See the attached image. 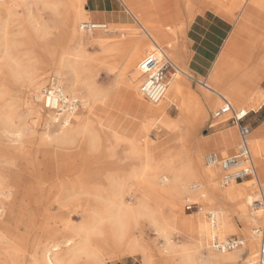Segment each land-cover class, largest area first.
Wrapping results in <instances>:
<instances>
[{
  "label": "rangeland",
  "instance_id": "rangeland-1",
  "mask_svg": "<svg viewBox=\"0 0 264 264\" xmlns=\"http://www.w3.org/2000/svg\"><path fill=\"white\" fill-rule=\"evenodd\" d=\"M132 1L137 4V8L145 7L143 6V3L146 0ZM154 1L158 5L166 0ZM182 2L185 5L187 13V18L184 23L187 25L188 30L191 28L185 42L182 37L179 38L180 48L182 49L183 44L185 43V45L188 46V52L191 50L187 57L188 59H186L188 73L190 76H185L183 84L190 87L193 91H196L199 95H202V92L206 89L198 82V80H205V84L212 86L211 78L208 79V77H205L209 69L210 59L213 58L215 53H217L219 49H222L225 45V40L232 30L233 24L235 27V22L237 19L241 18L244 9L258 8V11L262 14L264 13V0H256L254 3L250 4L248 0L246 1L244 9V0H200L201 3L198 4H196L195 0H182ZM73 4L74 0L0 1V38L3 37L2 34H4L3 30L5 29L7 30V37L9 38L6 46L3 45L2 40V42L0 41V75L6 73L7 61L12 56L19 58L22 63L29 68H32L36 62L39 63L46 60V63H48V72L46 74L45 83L49 77L55 75L63 89V92L68 95V97L74 99L77 98L82 101L83 107H81L78 112L82 113L84 116H89L93 122L98 124V126L101 124L100 127L107 130L111 136V139L106 141L104 144V152L108 155V159L103 163L97 162V158L100 154L98 149L87 150L85 147L80 148L79 146L71 144H68L67 147L64 146L59 148L50 146L46 153L47 155L45 156V153L39 149V146L35 147V156L37 157L36 162L40 163L41 166H43V163L49 167L48 174L42 178H47L51 181L54 180L55 174L53 170L56 169L57 165L62 166L58 177H65L69 175L67 173L72 172L74 167H78L79 172L83 173L96 172L99 170V166L101 165L105 168H102V170L114 171L116 173V177L120 178V180L118 179V182L123 186V197L127 204L130 203V205L134 208H138L140 201H144L145 204L148 201L146 205L149 210L148 212L143 213L146 216L141 217L143 214H140V218L138 217L139 215L137 217L133 216L134 218L131 217V221H134L133 225L136 227L135 231L138 233L139 231L142 232L144 239L143 242L153 253L152 263L156 264L181 263L179 261L180 257H176L175 261L169 259V257L165 254L160 253L166 246V240L159 234V232L156 231V227L153 224L154 220H157L159 224L166 227L167 233L173 237L176 243L180 246L188 247L192 257L198 261V264H203L202 262L205 261L207 254L213 249L210 246L212 235H219V232L214 230L207 240L202 241L197 221L198 215L202 212L211 214V208L225 210L229 215H231L230 218L233 226L235 227V231H231L221 237L224 238L230 235L243 237L245 239V244L237 250L241 252L242 255H248L250 253V260L247 257V259H242L236 264H255L258 258L259 242L252 234V227L255 223L262 219V209L261 211H257L256 209L254 210V206H251L253 220L247 222L233 211L229 202L216 200L215 202L210 203L205 201L203 204L199 201V198H196L194 194H191L190 200L183 198L178 211L176 212L178 218L176 219L170 204L175 198L174 194L163 192L161 195H155L149 190L147 178L142 175L138 176L139 172L141 173L144 170L143 167L146 164L150 165L151 163V166H153L152 171L157 172L158 176L161 178L164 176H170L174 173V171H181L184 173V176L191 180L190 185L200 183L203 184V178L189 169L188 161L191 159V155H193L195 151L194 145L197 141L214 136L221 127L227 128L234 125L232 121L228 120L230 115H224L221 118L213 117L214 112L224 104V99L219 98L217 94L211 93L213 99L219 98V105L217 107L210 106L211 108L208 106L206 117L201 121L198 120V116L194 111L189 112L187 121L181 122L180 126L177 127V130L175 129L176 131L174 132L165 127L161 129V127H159V122H157L155 125L150 127L149 138L153 142L152 146L143 144L142 141H140L138 142V151H132L128 142L132 138H136L139 130L146 123H148L145 116L136 109L140 104H146V101L136 96L135 108L131 104V99H134V93L130 88H126L123 81L124 66L127 65L130 59L135 55V48L133 47L134 44L128 46L127 49L122 52H119V50L103 51L104 49L100 46L99 42V33L96 32V30L103 31L100 33L102 37L107 36L110 40L112 38H118L122 42L133 43L136 39L141 40L145 38L151 46V52L156 45L144 31L139 22L128 12L126 14L121 12L117 15L115 20L108 19V21L113 24L132 23V29L125 31L123 35L120 34L119 30L114 31L112 28L108 32H105L104 30L109 29V26L106 28H97L92 31H82L80 29V25L89 20L87 18H79L76 21V33L71 38V33L67 28H65L63 23V12H65L66 9H69ZM189 4L192 5L191 9L188 8ZM122 8L126 10L123 5ZM56 11L59 12V14H56ZM231 11H234L232 19H230ZM90 20H92V18H90ZM195 21L198 23L192 26ZM253 22V25L258 27V29L263 28L264 16L261 14L257 16L254 15ZM180 26L172 27L178 28ZM36 28L40 29L37 31ZM148 30L150 31V29ZM241 35L250 37V33L245 28L242 30ZM44 43L47 45H55L57 47L58 56L61 55L60 52L66 51L64 57L68 59L73 66L67 67L63 72H61V74H57L56 72L53 73L54 66L42 46ZM63 48L65 50H61ZM222 53L228 58L230 50H221L219 55H222ZM177 54L180 56L179 52H177ZM207 55L211 56L209 57ZM97 58H99L98 61ZM172 59L174 60V58ZM193 59L204 60L207 62L203 65L205 69L203 74L200 73V69L198 67L190 65ZM233 63L235 64L229 63L228 65L229 72L226 75L228 79H231L233 84L237 82L240 86L243 85L249 87V84H245L246 82H249L251 83L250 85H252L249 89L247 88L246 90H241L245 97V101H238L234 97H231L230 95L217 89L216 90L222 93L229 100H234L233 106L237 109H239V106L248 100L251 94L262 93L261 97H259V109L264 101V91L259 90L263 89L264 78L258 77V74L254 72L253 69H251V73H239L243 70L241 64L236 63V60H234ZM179 64L184 67L182 63ZM75 74L79 80L78 87L76 90H72L70 87V81ZM171 76L172 75H170V79ZM259 80L262 81L260 82ZM14 85L17 95L19 96V102H16L15 108L16 113L20 116L26 111V107L21 104L20 100L25 97L24 99L28 102H33V99L32 95L28 94L27 87L23 80H19ZM43 85H41V87ZM89 96L93 97V106L91 109L89 108V103H86ZM0 97L1 102L8 99H6L5 93H1ZM36 102L42 116H40V120L37 122L36 130L38 131V134H41L45 131V121L49 117L48 114L51 111L45 108L43 101L37 100ZM84 104L87 106H84ZM257 110L250 111V114L246 119V122L252 123V129L264 126V108L261 107L258 111ZM24 114V119L36 118L35 115H28L26 112ZM167 114L172 123L174 122L173 124H175L176 121H179L180 116L182 115L181 111L177 108L176 103H173L168 107ZM95 116H98L99 118L97 117V119ZM53 117H55L54 114ZM55 121L56 119L53 120L54 132L60 128L62 122L56 123ZM214 121H216L215 125H218L221 122L223 124L220 126H214ZM235 129L237 135V127ZM231 131H233V129H231ZM258 135L264 142V129L259 132ZM239 140V135H237L236 142L232 143L230 147L227 148L233 150L228 151L223 155L236 154L238 152ZM214 150L219 151V148H207L201 154L196 153L201 159V165L203 168L207 163L205 156L210 151ZM251 150L257 169H259V164L252 146ZM4 165L6 173L11 174V179H14L16 176H21L23 171L31 173L35 171L31 165L21 160L13 166H9L7 164ZM134 172L137 173L134 174ZM219 176L221 175L218 173L215 177V185L217 189L224 190L226 186H222ZM254 176L255 175L252 174L235 183L240 184L249 178L255 180L256 189L252 191V194L259 193L261 196L256 199L260 200L264 197L262 196L263 193L260 190L259 183L256 182L257 180ZM163 180L164 179L161 181ZM68 181V191L63 196H60L57 201L56 197L53 196L44 197L45 191L41 185V181H37L34 184L35 187L39 188L41 197L18 198V200H15L16 204H13V206L11 205V208L9 200H1V219L4 218V221L18 228L20 233H25L26 231L29 232L31 249H35L37 246H42L45 242V228L48 224L53 226L55 224L61 225L63 220H68H61L58 218V208L63 211H70L75 205L78 206V208H80L79 213H81V215L72 218L71 221L75 223L81 222L80 220H85L87 216L91 217L94 214V211L97 210L99 196L94 190V188L97 187V184L91 186L85 184L82 187L76 182L77 179L73 176H70ZM261 184L264 189V182L261 181ZM203 190L206 191L205 186H203L202 193ZM199 193V197H204L201 192ZM207 196L208 195L205 197L207 198ZM144 197L149 199L143 200ZM188 201L200 202V208L198 210L187 209L186 204ZM76 206L75 208H77ZM207 206L211 208H208ZM201 207L203 208V211L201 210ZM27 208H29V216L19 218L21 211L22 213H25L27 212ZM11 209L13 210L12 214H10ZM152 213H154V215ZM182 218L186 219L188 224L184 225L180 223L179 220ZM207 218L211 222L210 218ZM247 238H251L255 242V246L253 245V247L250 248L249 240H247ZM121 257L122 258L112 259L105 256L104 262L101 264H116L119 262L148 264L142 260V256L140 255L133 256L125 254ZM32 260L33 259L31 258H24L22 255L17 254L7 239L0 238V264H33ZM80 262L83 263V259H81Z\"/></svg>",
  "mask_w": 264,
  "mask_h": 264
},
{
  "label": "bare ground",
  "instance_id": "bare-ground-1",
  "mask_svg": "<svg viewBox=\"0 0 264 264\" xmlns=\"http://www.w3.org/2000/svg\"><path fill=\"white\" fill-rule=\"evenodd\" d=\"M120 1L126 9H123L122 12L124 14L128 12L135 20H137L153 43L156 45L152 52L156 50L157 47L163 49L167 55L169 54L171 56L170 57L168 55L174 64V69H171L170 71V75L172 76L169 81V87L165 97L158 103H152L144 98L140 92L142 71L139 68V62L146 55L151 53V46L147 40L145 38L141 40L136 39L133 43L122 42L118 38H112L110 40V38L107 36H101L100 33L103 32L102 30H96V32L99 33V42L100 46L104 49L103 51L119 50V52H122L125 51L128 46L134 44L133 47L135 48V55L130 59L127 65L124 66L123 81L126 88H130L133 91L134 101L136 96L146 101V104H140L139 108L140 112L145 116L146 121L148 122L139 130L136 138H132L129 142L125 141L128 142L131 150L136 152L138 151V142L140 141H142L143 144L152 146L153 142L149 138L150 127L155 125L157 122H159V127H161V129L165 127L167 129H171L174 132L177 130V127L180 126L181 122L187 121L189 112L194 111L198 116V120L201 121L206 117L208 106L217 107L219 105V98L227 100L229 99L219 95V93H217L211 86L205 84V80H198V82L206 89L202 92V95H199L196 91H193L190 87L183 84L185 81V76L190 75L188 73V67H182L179 64L181 63L182 59L178 56L177 52L180 50L182 51V55L186 63V59H188L187 57L191 50L188 52V46H186L185 43L181 49L179 38L182 37L185 42V39L188 38L191 28L188 30L185 23L181 24V26L178 28L172 27L171 25H166V27L175 34L178 40L175 42L170 41V43H167L166 47L162 46L156 39L157 37L148 30H151L155 22L149 18L151 15H153L150 9L147 6L143 8H137V4L132 0ZM246 1L248 0H244L243 9L245 7ZM255 1L256 0H249V4L254 3ZM88 2V0H74V4L69 9H66L65 12H63V23L65 28H67L71 33V38L76 33V21L79 18H87L88 20L91 18L92 14L90 9L92 6L90 7ZM191 7L192 5L189 4L188 8L191 9ZM59 12L56 11V14H59ZM233 15L234 11H231L230 19L233 18ZM195 23L196 21L192 26H194ZM82 24L80 25V29ZM106 24L107 27L109 26V29L104 30L105 32H108L112 28L114 31L119 30L120 34L123 35L125 31L132 29V23L113 24L112 22L107 21ZM101 26V24H98V27ZM36 29L38 31L40 28ZM243 29L244 27L242 26L241 18L237 19L235 22V27L233 24V28L225 40V45L222 47V49H219V51L215 53L213 58L210 59L211 61L209 64V69L207 74L205 73V77H216L219 75L224 62L227 59L226 55L223 53L222 55H219L220 51L230 50V42L235 40L237 35L241 34ZM81 30L84 31L83 29ZM3 33V37L0 38V41L2 40L3 45L6 46L8 44L7 42L9 41V38L7 37V30H3ZM42 46L52 61L54 66V71L52 70L53 73L56 72L57 74H61L64 69L73 66V64H71L70 61L64 57L66 51L60 52L61 55L58 56L57 47L55 45H47L44 43ZM64 48L61 50H65ZM172 58H174V60ZM98 59L99 58H97V61ZM46 62V60L44 62H36L32 68H29L28 66H25L19 58L12 56L7 61L6 73L0 75V94L5 93L6 99L8 98L6 101L1 102L0 97V238L7 239L17 254L22 255L24 258L33 259V264H101L104 262L105 256L115 259L122 258L121 256H124L125 254H130L133 256L140 255L142 256V260L145 263L156 264L152 263L153 253L143 242L144 239L142 232H136V227L133 225L134 221H131V217H137L139 215L138 217L140 218V214L148 212L149 208L146 205L148 201L146 204L144 201H140L138 208H134L132 205H130V203L127 204L123 197V186L118 182V179L120 180V178L116 177V173L114 171L102 170L103 167L101 165L99 166V170L96 172L83 173L79 172L78 167H74L72 172L67 173L69 175H64L65 177H58L62 166L57 165L56 169L53 170L55 174L54 180L51 181L47 178H42L48 174L49 167L43 163V166H41L40 163L36 162L37 157L35 156V147L39 146V149L45 153V156L47 155L46 153L50 146L59 148L64 146L67 147L68 144H71L79 146L80 148L85 147L87 150L98 149L100 154L97 158V162L103 163L108 159V155L104 152V144L106 141L111 139L108 131L103 127H100V123V126H98V124L93 122L89 116H84L82 113L78 112V110L71 113H65V117L61 122L60 128H58V130L55 132L53 128V120H55V117H53L54 112L50 110L51 112L48 114L49 117L45 121V131L41 134H38L36 126L37 122L40 120L41 111L36 101H43L40 94V87L41 85L45 84V78L48 72V63ZM206 63L207 62L204 60L193 59L190 65L198 67L200 69V73L203 74L205 72L203 65ZM19 80L24 81V84L28 90V94L32 95L33 99V102H28L24 99V97L22 100H20V102L24 107H26V114L36 116L34 119H24L25 112L20 116H18L19 114L16 113L15 104L16 102H19V96L17 95L14 84ZM78 81L77 75L75 74V76L70 81V87L72 90H76L78 87ZM57 84L60 86L58 79ZM211 93L217 94L219 98L213 99ZM261 95L262 93H253L244 104L239 106L238 110H242L247 113H250V111H256L260 104L259 97H261ZM92 100L93 97L89 96L86 102L87 104L89 103L90 109L93 106ZM229 101L234 105V100ZM173 103H176L177 108L182 114L180 116V120L176 121L175 124H173L174 122L172 123V121L167 116V109ZM84 106L87 105L84 104ZM95 117L97 118L98 116ZM251 145L255 154L261 155L264 153V144L261 142L252 141ZM232 150L233 149H226L221 150L220 152L222 154H226L228 151ZM19 160L31 165L34 170L41 175V185L45 191L44 197L53 196L56 197V201L59 200L60 196H63L68 191V179L70 176L76 178V182L82 187L85 184L89 186L97 184V187L94 188L99 196L97 210L94 211V214L91 217L87 216L85 220H80L81 222L75 223L71 221L72 218L81 215V213H79L80 208H78V206L75 205L77 208L74 206V208L70 211H63L58 208V218L61 220H68H63L61 225L55 224L53 226L48 224L45 228V242L42 244V246H37L35 249H31L29 232L26 231L25 233H20L18 228L4 221V218L1 219V200L7 199L10 202L9 204H12V196L15 194H21L19 193L20 191L16 190V188L13 186L12 182L14 179L10 178L11 174L6 173L4 164L13 166L16 165ZM188 164V167L191 171L197 173L203 178L204 182L203 184L200 183V185L202 187H206V191L203 190V193L201 191L203 194L202 196L204 197H199L200 193L193 190L194 185H190L191 180L184 176V173L181 171H174V173H172L170 176H164L161 178L158 176L157 172L152 171L153 166H151L150 163V165L146 164L143 167L144 170L138 174V176L142 175L143 177L147 178L149 190L153 194L161 195L163 192L174 194L175 198L170 204L176 219H178L176 212L178 211L180 203L182 202L183 198L190 200L191 194H194L196 198H199V201L203 204L205 201L210 203L215 202L216 200L229 202L233 208V211L247 222L253 220L251 206L255 207L254 210L256 209L257 211H261L262 206L256 203V201L259 200L256 198L260 197L261 195L259 193L252 194V191L256 189L255 180L252 178H249L240 184L235 183L238 181H234V183L231 182L230 184L225 185L226 188L224 190H219L215 185L216 175L218 173L221 175L219 167L211 166L206 163V166L203 168L201 165V159L195 151L193 155H191V159H189ZM135 173L137 172H134V174ZM22 174L28 175V171H23ZM162 179L164 180L161 181ZM206 195H208L207 198L205 197ZM262 196L264 197V194H262ZM144 199L147 200L149 198L144 197L143 200ZM211 209V214L202 212L198 215L197 221L200 238L202 241L207 240L214 230L219 232L220 237L228 234L231 231H235V227L233 226L230 218L231 215H229L225 210ZM201 210L203 211L202 207ZM152 214L154 215V213ZM144 216L146 215L143 214L141 217ZM207 217L210 218L211 222ZM212 220H214V224ZM179 222L184 225L188 224L187 220L183 218L179 220ZM153 224L156 227V231L159 232V234L162 235L166 240V246L160 253L165 254L171 260H175L176 257H180L179 261L181 264H198V261L192 257L189 248L180 246L178 243H176L173 237L167 233L166 227L164 225L159 224L157 220H154ZM247 240H249L250 248L253 247V245L255 246V242L251 238H247ZM234 250L237 252L233 250H231L233 252H230L212 249L207 254L205 261L201 262L203 264H236L242 259H247V257H250V253L248 255H242L237 249ZM81 259H83V263L80 262Z\"/></svg>",
  "mask_w": 264,
  "mask_h": 264
},
{
  "label": "crops",
  "instance_id": "crops-1",
  "mask_svg": "<svg viewBox=\"0 0 264 264\" xmlns=\"http://www.w3.org/2000/svg\"><path fill=\"white\" fill-rule=\"evenodd\" d=\"M88 1H89L88 2L89 6L90 7L92 6L90 11L92 14L91 18L93 19V21L107 22L108 19L115 20L117 18V15H119L123 11V8H122L123 4L120 0H88ZM195 2L196 4L201 3L200 0H195ZM143 6L145 7L147 6L153 14L151 15V17H149L150 20H152L153 22L155 21L150 32L153 33L157 37L156 39L160 42V45L166 47L167 43H170V41L172 42L177 41L178 38L169 28L166 27V25L180 26L182 23H184L185 19L187 18V13L185 10V5L182 2V0H166L158 5L156 4L154 0H146L143 3ZM259 14L264 16V13L262 14L260 11H258V8H251V9L243 10V13L241 16L242 26L250 33V37L238 34L235 40L230 42V55L225 60L224 65L222 66V70L219 72V75L216 77L215 76L208 77V79L211 78V83L213 86L211 87L217 93H219V95L223 97L225 96L222 93L218 92L217 90L222 91L230 95L231 97H234L238 101H245V97L243 93L241 92V90L243 89L246 90L247 88L249 89V87L250 88L252 87V85H250L251 83L249 82L245 83L246 85L249 84V87L243 86V85L240 86L239 84H237V82L233 84L231 79H228V77L226 76L229 72L228 65L229 63L235 64L233 63L234 60H236V63H239L242 66L243 70L242 72L240 71L239 73H242V74L251 73L252 72L251 69H253V71L258 74V77L264 78V27L258 29V27L253 25L254 15L257 16ZM197 23L198 22H196L194 25H196ZM179 53H180L179 57L182 59L181 63L184 66L188 67L187 63H185V59L183 58L182 51H179ZM207 56L210 57L211 55H207ZM259 90L264 91V86H263V89H259ZM131 104L136 108L134 99H131ZM261 107L264 108V101L262 105L260 106V108ZM209 108L211 107L209 106ZM136 109L140 111L139 107ZM215 122L216 121H214L213 123L214 126H220L223 124L221 122L220 124L215 125ZM250 124L252 125V123ZM235 128H236L235 124L227 128L221 127L220 130L217 132V134H215L214 136L197 141L194 145V149L196 153L201 154L207 148H213V147L219 148V151L227 149L228 147H230L232 143L236 142L237 140L238 132L236 135ZM231 129H233V131H231ZM263 129H264V126L254 128L252 130L250 134V144L252 141L261 142L262 144H264V142L261 140V138L258 135L259 132L263 131ZM255 156L259 164V169H257V166L255 164L256 169L254 173L255 175L254 178L257 180L258 183H260L259 185L260 190L264 194V189L261 184V181L264 182V153L261 155L255 154ZM36 181H41V175L37 171H33V173L28 172V175L21 174V176H16L14 178V181L12 182V184L16 188V190L20 191L19 193L21 194H17V195L15 194L12 196V199H11L12 204H10V208H11V205L13 206V204H16L15 200H18L19 197L20 198L22 197L24 198L25 197H41L39 188L35 187L34 185ZM12 209H11L10 214L13 213ZM28 212H29V208H27V212L25 213H22L21 211V213L19 214V217L22 218L24 216L25 217L29 216L27 215ZM116 264H137V263L136 262H131V263L119 262Z\"/></svg>",
  "mask_w": 264,
  "mask_h": 264
},
{
  "label": "built area",
  "instance_id": "built-area-1",
  "mask_svg": "<svg viewBox=\"0 0 264 264\" xmlns=\"http://www.w3.org/2000/svg\"><path fill=\"white\" fill-rule=\"evenodd\" d=\"M98 24L102 26L98 27ZM106 27V22L89 20L82 24L81 29L92 31ZM139 68L142 71L141 94L152 103L160 102L168 91L170 71L174 69L173 61L163 49L157 47L139 62ZM40 94L45 108L54 112L56 123L63 120L65 113L74 112L82 107L80 100L70 98L62 91L53 75L41 87ZM249 114L235 108L227 99H224V104L214 112V118L230 115L228 120L236 125L240 139L236 154L223 155L220 151L214 150L206 156L207 164L220 168V182L224 186L234 181H241L255 173L256 166L250 144V134L253 129L252 125L246 122ZM202 189L200 184L193 186V190L196 192H201ZM256 203L262 206L263 216L252 227V234L259 242L258 258L255 264H264V198L257 200ZM186 207L189 210H198L200 203L188 201ZM212 222L214 224V220ZM244 244L245 239L237 235L222 238L218 234H213L210 240V246L217 251H231L242 247Z\"/></svg>",
  "mask_w": 264,
  "mask_h": 264
}]
</instances>
